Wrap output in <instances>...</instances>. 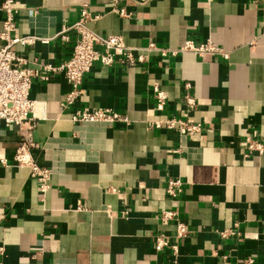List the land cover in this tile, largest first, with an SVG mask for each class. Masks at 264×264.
I'll return each instance as SVG.
<instances>
[{"label":"crops","instance_id":"0c3cea01","mask_svg":"<svg viewBox=\"0 0 264 264\" xmlns=\"http://www.w3.org/2000/svg\"><path fill=\"white\" fill-rule=\"evenodd\" d=\"M82 4L99 14L88 29L121 36L143 60L94 62L65 110L63 75L32 77L28 97L44 102L45 119L20 132L0 122V264H264V152L243 154L248 138L264 144V0L119 1L128 17L112 12L111 0H18L12 34L48 39L14 45L15 53L30 68L67 58ZM208 39L226 56L168 53ZM154 83L166 94L162 110ZM81 107L109 108L128 122H70ZM171 116L201 128L179 135L151 125ZM25 135L32 161L49 169L44 189L12 159ZM169 178L181 181L172 197ZM162 210L175 216L162 222ZM176 221L186 227L180 239ZM158 233L176 252L153 249Z\"/></svg>","mask_w":264,"mask_h":264},{"label":"built area","instance_id":"2783aa9c","mask_svg":"<svg viewBox=\"0 0 264 264\" xmlns=\"http://www.w3.org/2000/svg\"><path fill=\"white\" fill-rule=\"evenodd\" d=\"M122 0H111L110 10L117 16L128 17L130 15L123 7L117 6ZM144 3L146 0H136ZM209 1V0H206ZM18 0H0V12L2 13V21L0 28V40L3 41L0 46V122L5 126H16L19 132L25 123L32 125L36 120L45 119V104L43 101H37L28 97L30 80L37 77L39 80H47L48 74L52 72H60L68 83V91L59 101V107L63 110L70 107L75 99L81 94V79L84 73L88 72L94 62H98L102 66H109L114 62L126 65H133L137 61L143 60L142 54H133L131 50L125 46L121 36L115 34L99 35L86 27V23L95 20L99 14H91L86 4L80 6L79 17L70 26L75 33L74 43L70 55L57 64L37 63L36 68H30L26 65L25 57L15 53L13 46H26L38 40L46 43L48 38L37 35L15 36L12 31L15 27V14ZM62 31H65L63 29ZM62 33V32H61ZM61 39L66 40V36L61 34ZM146 50L155 49L152 43H149ZM190 51L197 56L204 53H218L225 57V52L209 39L197 44L190 40H185L178 48L170 49L169 55H175L178 52ZM165 49H159L160 55H165ZM190 84H183L184 94L183 103L187 111H191L195 107V100L189 90ZM152 95L154 98V108L162 110L166 100V94L154 83L152 86ZM69 120L72 123L86 122H124L128 119L125 115L115 112L109 108H92L87 107L76 108L69 113ZM151 125L155 128L163 127L167 130L176 131L179 135L190 134L200 130L199 122L180 119L176 116L164 118L163 120H154ZM28 136H22L21 142L15 148L12 159L16 165H23L29 168L31 176L35 177L39 182V187L44 189L47 187L46 181L49 178V169L44 166L35 164L30 155L28 148L34 146ZM244 155L250 152L261 154L264 152V144L257 138H248L245 140ZM3 156L0 154V162H4ZM181 190V181L179 178H169L165 185V192L169 196H174ZM175 216V211L162 210L160 212V220L166 222ZM186 233V227L182 222L176 221L174 228V236L176 239L182 238ZM230 233V232H229ZM152 247L159 251L165 246H170L173 252H176V243L170 242L168 237L163 233L153 236ZM248 262L250 259H247Z\"/></svg>","mask_w":264,"mask_h":264}]
</instances>
